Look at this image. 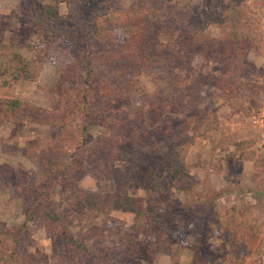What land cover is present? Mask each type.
<instances>
[{
    "label": "rangeland",
    "instance_id": "rangeland-1",
    "mask_svg": "<svg viewBox=\"0 0 264 264\" xmlns=\"http://www.w3.org/2000/svg\"><path fill=\"white\" fill-rule=\"evenodd\" d=\"M134 1L0 0V66L11 50L32 60L31 71L37 74L35 81L1 76L0 81L8 84L0 85V99L17 98L57 111L59 118L65 108L61 96L80 93L87 75L88 60L83 59L84 49L76 38L83 42L91 25L102 22L106 13L119 6L128 9ZM162 1L174 4L179 0ZM226 1L182 0L209 16L222 14ZM246 2L250 16L264 28V0ZM47 6L64 19L51 21L52 31L37 32L33 18ZM219 31L208 25L206 33L217 36ZM117 34L127 39L121 29ZM14 36L19 43L9 47ZM172 39L171 30L161 34L162 41ZM26 41L42 46L43 52L25 47ZM97 50L98 43L90 38L87 54ZM193 59L194 70L182 73L186 81L195 73L212 71L198 52ZM249 60L264 68V40L251 48ZM128 76L140 81L142 91L104 99L97 108L137 119L146 130L168 123L175 136L188 135L191 143L183 151L185 174L178 178L164 175L154 188L130 184L127 193L138 199L143 214H149L151 205L158 212L164 210L166 196L180 203L178 213L158 230L150 218L134 212L102 209L100 213L88 208V201L76 196L82 192L92 202L93 197L112 194L116 177L111 171L122 164L113 167L110 160L104 161L107 154H97L102 155L99 166L106 177H96L85 159L67 169L62 164L74 152L67 132L73 129L79 134L82 119L77 115L76 120L67 118L62 130L28 119L2 123L5 108L0 102V227L19 234L18 241L11 233L5 238L8 255L0 264H107L106 258L116 264H264V72L249 79L261 89L250 112L249 103L240 100L235 108L213 86L205 88L203 103L196 109L183 110L179 104L153 108L143 100L144 93L156 89L153 75L134 69ZM88 123L89 142L78 148L80 159L96 157L89 151L108 135L95 115ZM222 156L225 159L218 172L213 158ZM25 209L31 210L33 220L26 221ZM46 211L63 217L67 234L60 232L56 222L58 233L47 234ZM145 221L146 226L133 229Z\"/></svg>",
    "mask_w": 264,
    "mask_h": 264
},
{
    "label": "trees",
    "instance_id": "trees-1",
    "mask_svg": "<svg viewBox=\"0 0 264 264\" xmlns=\"http://www.w3.org/2000/svg\"><path fill=\"white\" fill-rule=\"evenodd\" d=\"M225 9L222 14L209 16L206 11L189 7L182 0L174 4H167L162 0H135L128 9L122 6L115 8L105 14L102 22L91 25L88 31L89 37L98 43L99 50L88 55L86 48L90 38L83 42L76 38L75 41L83 46V59L88 60L87 75L80 93L75 91L65 97L61 96L65 100V108L60 117L58 118L57 111L25 104L17 98H1L0 102L5 108L1 122L28 119L62 130L67 118L72 121L76 120V115L79 116L82 119L80 133L75 134L73 129L67 132L74 152H69L72 153L70 160L62 165L68 169L74 163L81 165L85 159L96 177H106L102 175L99 166L100 160H103L102 155L97 154H107L104 161L110 160L113 167L117 162L122 165L111 171L116 177V188L112 194L93 197L92 202L86 199L87 195L82 192L76 197L88 201V208L97 212L102 209H122L134 212L138 217L143 215L146 220L150 218L154 227L159 230L178 213L180 203L166 196L163 200L164 210L158 212L157 207L151 205L149 214L146 215L143 214V207L137 204L138 199L128 195L127 186L134 184L142 188H154L164 175L178 178L185 174L183 151L185 146L191 143L188 135L175 136L168 123L147 130L142 129L137 119L130 120L127 116L106 107H97L104 99H113L118 95L130 97L142 91L140 81L128 76L130 70L138 69L153 75L155 91L143 94L144 102L153 108L164 109L171 104H179L183 110L196 109L203 103L205 88L213 86L221 90L235 108L240 100L249 103L250 112L256 105L254 99L261 89L259 84L249 79L252 76H260L264 68L251 63L249 53L251 48L263 42L264 28L255 17L250 16V5L246 0H227ZM63 19L54 8L47 6L36 13L32 22L35 30L42 33L53 30L51 21ZM167 19L171 21L161 28L160 25ZM208 25L217 26L220 29L219 34H207ZM120 29L127 35V39L121 40L118 36ZM168 30L173 33L174 39L162 41L161 34ZM17 43L18 37L14 36L9 47H14ZM23 43L35 53L43 52L42 46L27 41ZM9 51L6 63L0 66V77L10 75L13 81H35L37 74L31 71L32 60ZM196 52L200 54L203 62L212 66V71L195 73L186 81L182 73L194 70L192 62ZM105 71L109 73L106 76ZM1 84H8V81H0ZM235 101L236 104H233ZM92 115L108 130V135L89 151V154H96V157L88 155L80 159L76 154H80L77 152L78 148L86 146L89 142L88 119ZM224 159V156L213 158L218 172L222 169ZM25 215L26 221L33 220L31 210L25 209ZM44 219L48 235L58 233L54 222L60 227V232L68 233L64 219L59 213L46 211ZM147 223L148 221L140 222L134 225L133 229L140 230ZM9 233L18 241L17 232L0 227V262L7 259L4 241ZM106 262L116 264L108 258Z\"/></svg>",
    "mask_w": 264,
    "mask_h": 264
}]
</instances>
